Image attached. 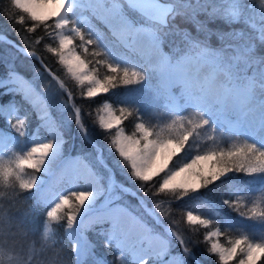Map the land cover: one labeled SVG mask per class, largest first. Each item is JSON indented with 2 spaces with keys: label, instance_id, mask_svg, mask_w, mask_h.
Wrapping results in <instances>:
<instances>
[{
  "label": "snow or ice",
  "instance_id": "obj_1",
  "mask_svg": "<svg viewBox=\"0 0 264 264\" xmlns=\"http://www.w3.org/2000/svg\"><path fill=\"white\" fill-rule=\"evenodd\" d=\"M10 7L16 11L8 17L27 33L42 27L54 41L55 46L45 44V50L75 82L80 99L118 97L116 106L107 99L99 105L93 123L109 134L110 150L122 162L118 166L128 170L126 178L139 181L145 195L167 197L155 200L150 209L141 199L148 215L159 224L160 216H171L173 203L195 198L198 203L182 214L184 222L190 229L206 230L203 239L218 264H264V55L256 53L253 43L255 39L264 44V0L250 4L245 0H10ZM86 10L107 26L114 39L83 15ZM201 13L206 20L197 18ZM177 16L193 23L196 35L173 25L182 46L169 43L166 51L170 33L165 29ZM216 19L227 25L243 23L255 36L243 29L208 28V22ZM212 36L216 46L210 42ZM43 39L38 36L32 43L38 45ZM0 42L12 44L2 33ZM24 42L29 43L27 38ZM19 51L37 55L24 48ZM49 74L67 96L60 107L71 110L68 122H74L96 147L76 97L64 80ZM0 88L22 93L40 121L24 142L30 146L17 147L20 138L28 135L26 119L18 116L14 103L0 105V117L17 134L0 129V264H62L58 252L49 255L58 242L54 225L62 221L76 264H86L89 258L92 264H105L95 257L94 245L85 234L97 225L105 247L116 249L119 264H158L168 255L170 241L119 202L121 194L135 193L115 179L101 151L97 163L106 176L83 156L63 158L65 122L52 116L31 81L10 69L6 79L0 78ZM142 100L159 104L163 111L153 107L142 114ZM128 119L134 121L131 132L124 127ZM41 128L50 139L39 136ZM225 184L233 198L222 203L240 219L223 216L222 230L221 223L199 210L214 207L202 190ZM25 191L48 206L39 246L26 241L27 231L14 226L4 208L6 200L15 202ZM242 221H252L260 229ZM164 231L184 244L172 228ZM183 251L195 259L190 249ZM165 264L186 261L172 257Z\"/></svg>",
  "mask_w": 264,
  "mask_h": 264
},
{
  "label": "trees",
  "instance_id": "obj_2",
  "mask_svg": "<svg viewBox=\"0 0 264 264\" xmlns=\"http://www.w3.org/2000/svg\"><path fill=\"white\" fill-rule=\"evenodd\" d=\"M247 4V1L245 0ZM15 9L10 7V0H0V33L7 37V40L11 41L12 44L0 42V78H7L8 71L10 69L15 70L26 79L31 81L46 97L49 101L50 106L56 115L57 120H63L65 122V127L63 129L65 133L66 140L68 141L69 149L74 152L81 154L94 168L99 172L107 175L104 172V169L97 163L98 151L103 153L104 162L107 164L108 168L112 170L115 175V179L123 183L125 186L132 188L136 194H121L122 200L119 201L122 204H126L130 209H132L137 215L143 216L147 223L155 229V231L160 232L162 235L168 238L170 241V248L168 252L169 256L183 257L186 261V264H218L217 257L208 252V243L203 239L204 232L206 231L203 228H200L198 231L195 229H190V227L184 222L183 213L197 204L198 201H192V199L185 198L182 201H176L171 205L172 214L168 218L160 216L163 223L166 226L172 228L174 232H178L184 239V244L181 245L180 242L174 236H168L162 225H158L148 215L146 210L140 206L139 196L145 201V204L149 207H153L155 200L167 199V197H153L151 192L148 195H145L139 187V181H134L132 179L126 178L125 172L127 169H121L118 165L122 163L115 153L114 150H110L109 141L107 139L108 133L101 130L98 125H95L93 121L96 118L95 110L99 105L105 100L113 103L116 106L117 96L115 95H101L95 98L92 101L80 99L78 96L79 89L77 88L74 81L65 75L63 67L57 63V58L51 53L45 50V44H52L55 46L54 41L49 39L44 34V29L38 28L34 33H27L24 30V27L20 24L14 22V19H10L7 15L9 12H15ZM87 12V11H86ZM92 24H94L101 32H103L106 37L109 39H114L111 36V32L101 21L96 19L91 14L88 15ZM200 20H206L207 17L204 13H201L197 17ZM259 20H257V23ZM173 25L179 29H188L193 35H196V27L193 23L188 21L183 16H177L175 21H172L168 29H165L166 32L170 34L165 38V50L168 51V44L171 43L175 45L182 46V38L180 35L176 34L175 28ZM208 28L210 29H222L228 31L231 28L243 29L247 35L255 36V33L251 28L243 23L227 25L222 20L216 19L214 21L208 22ZM42 36L44 39L40 44H34L32 41L36 37ZM25 38L29 43H25ZM210 42L216 46L217 40L215 36L211 37ZM253 43L256 45V53L258 55H264V44L260 43L258 40H253ZM16 45L13 47L12 45ZM24 48L28 51H35L36 57L26 56L24 52L19 51V49ZM49 72L54 73L56 76L60 77L65 81L66 86L72 91L73 95L76 97V103L82 108V115H84V123L88 128V131L91 137L96 142V147L90 145L84 137L77 130L75 123L68 122V117L70 116V109L62 110L60 105L61 102L67 101V96L62 92L56 82L52 79V76ZM123 91V90H121ZM150 95V94H149ZM0 102L2 103H14L18 108V115L25 117L26 127L28 129V135L26 137H21V144L17 147L30 146V144L25 145V141H29L32 134L35 133L37 127V120L35 113L31 107V104L27 102L23 95L20 92H9L0 88ZM144 104L143 100L141 101ZM153 107L157 112L163 111L162 107L159 104L148 105L144 104L141 111L142 114H147L152 112ZM91 113V115H86L85 113ZM17 117H14L12 121L16 120ZM132 119L124 121V127L126 131L131 132L133 130ZM0 127L7 131L9 134L15 136L17 135L7 123L5 118L0 117ZM38 129V128H37ZM237 179L242 180L243 174H237ZM154 191V189L152 190ZM204 197L214 202V207L211 209L204 207L200 208L199 214L206 216L207 218L213 219L217 223H221V229L223 230L224 225L222 223V217L228 216L233 220L240 219L238 214L231 210L227 205H224L222 201L224 199H232L227 184L223 186H210L208 190H202ZM4 208L11 218L13 225H20L22 229L27 231V242L35 241L37 246L40 244V236L43 231V224L47 218L46 213L48 206L37 203L35 197L31 195V192L25 191L22 192L19 198L15 202H4ZM219 213V216L217 215ZM159 216V212H157ZM172 220H176L178 223L176 225L172 224ZM243 223L249 224L255 227L257 230L260 229V225L254 224L252 221H242ZM56 230L57 244L54 249L49 251V255H53L55 252L59 253V259L62 264H76V257L72 250V242L67 239L66 236V222H61L58 225H54ZM99 225L94 226L93 229L88 230L86 233L90 236L94 245L95 257L99 260L105 262V264H119L116 257L118 255L114 247H105V237L100 234ZM221 242H224L223 239ZM187 247L190 249L192 255L195 257L193 260L192 257L184 254L183 249ZM86 264H92V259L86 262ZM150 264H157L151 263Z\"/></svg>",
  "mask_w": 264,
  "mask_h": 264
},
{
  "label": "rangeland",
  "instance_id": "obj_3",
  "mask_svg": "<svg viewBox=\"0 0 264 264\" xmlns=\"http://www.w3.org/2000/svg\"><path fill=\"white\" fill-rule=\"evenodd\" d=\"M247 1V4H250V3H253L254 2V0H246ZM87 11V10H86ZM84 12L83 13V15L84 16H86V17H88L89 18V14H91V12L90 11H87V12ZM92 15V14H91ZM256 20H259L258 19V16L256 17ZM259 23V22H258ZM18 73V72H17ZM21 75V74H20ZM22 76V75H21ZM24 77V76H23ZM25 78V77H24ZM26 79V78H25ZM26 80H28V79H26ZM33 84V83H32ZM33 87H35L36 88V90L38 91V92H40L41 93V91L33 84ZM4 90H7V88H3ZM22 94V93H21ZM42 94V93H41ZM23 95V94H22ZM43 95V94H42ZM44 96V95H43ZM44 98H45V100L48 102V104H49V111L51 112V114H52V116L55 118V119H57L56 118V115L54 114V112H53V110H52V108H51V106H50V103H49V101L46 99V97L44 96ZM28 102V101H27ZM8 104H10V103H2V102H0V105H8ZM32 107V106H31ZM32 109H33V111H34V113H35V116H36V120H37V127H36V130H37V128H38V126H39V124H40V121H39V119H38V115H37V111H36V109H34L33 107H32ZM70 114H71V112H70ZM19 116V115H18ZM14 117H17V116H13L12 118H11V120H13V118ZM20 117V116H19ZM22 117V116H21ZM23 118H25V117H23ZM12 123H14V121H12ZM0 129H2L1 127H0ZM4 130V129H3ZM5 131V130H4ZM6 133H8L7 131H5ZM9 134V133H8ZM9 135H11V134H9ZM39 136L41 137V138H44V137H47V133H46V131L44 130V129H39ZM47 138H51V137H47ZM64 139H65V144L63 145V158L64 159H70V158H73V157H77V156H82L81 154H78V153H74V152H72L70 149H69V143H68V141L66 140V137L64 136ZM54 168H57V166H55L54 165ZM57 170H58V168H57ZM63 187H65V188H68L69 186L68 185H64ZM126 187H128V186H126ZM128 188H130V187H128ZM131 190H132V192L133 193H135L136 194V192L132 189V188H130ZM142 199V197H140L139 196V201ZM197 201L195 198H192V201ZM103 202V197H101L100 199H99V201H98V204L99 203H102ZM144 208V207H143ZM147 208H152V206L151 207H149V206H147ZM145 209V208H144ZM130 210H132V209H130ZM133 211V210H132ZM134 212V211H133ZM134 214H136L135 212H134ZM137 215V214H136ZM156 223V222H155ZM149 224V223H148ZM160 225H162V226H164L165 228H170L169 226H166L164 223H163V221H162V219L160 218V223H159ZM158 224V225H159ZM149 226H150V224H149ZM157 232V231H156ZM160 233V232H159ZM86 234V236H87V238L91 241V243H93V241H92V239L90 238V236L87 234V233H85ZM161 234V233H160ZM162 235V234H161ZM164 236V235H163ZM164 238L165 239H168L167 237H165L164 236ZM172 257H176V256H164L163 258H162V260L160 261V262H158V264H165V262H167V261H170L171 260V258ZM151 263H155V261H150ZM157 263V262H156Z\"/></svg>",
  "mask_w": 264,
  "mask_h": 264
},
{
  "label": "water",
  "instance_id": "obj_4",
  "mask_svg": "<svg viewBox=\"0 0 264 264\" xmlns=\"http://www.w3.org/2000/svg\"><path fill=\"white\" fill-rule=\"evenodd\" d=\"M164 2H168V0H164Z\"/></svg>",
  "mask_w": 264,
  "mask_h": 264
}]
</instances>
